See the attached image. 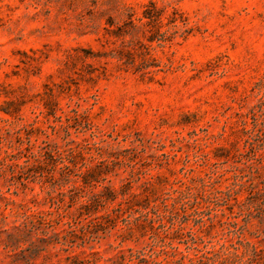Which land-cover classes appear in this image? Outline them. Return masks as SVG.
<instances>
[{"label":"rangeland","instance_id":"rangeland-1","mask_svg":"<svg viewBox=\"0 0 264 264\" xmlns=\"http://www.w3.org/2000/svg\"><path fill=\"white\" fill-rule=\"evenodd\" d=\"M0 264H264V0H0Z\"/></svg>","mask_w":264,"mask_h":264}]
</instances>
